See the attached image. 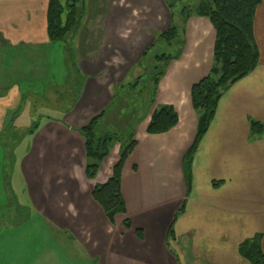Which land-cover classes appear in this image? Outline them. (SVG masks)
<instances>
[{
    "label": "crops",
    "instance_id": "crops-1",
    "mask_svg": "<svg viewBox=\"0 0 264 264\" xmlns=\"http://www.w3.org/2000/svg\"><path fill=\"white\" fill-rule=\"evenodd\" d=\"M104 1L84 0L76 30L59 41L68 44L64 62L71 70L63 83L49 86L59 101L58 113L38 120L26 142L15 141L9 126L27 108L22 83L29 69L20 60L40 55L46 63L54 44L47 31L49 0H0V138L7 135L0 143L8 156L12 144H23L14 164L29 202L23 209L56 242L32 258L9 237L0 241V264H252L239 247L260 235L264 251V133H253L251 127L252 121L264 125V0L254 18L259 64L220 98L195 153L187 194L184 155L199 118L191 89L213 66L216 40L208 16L194 12L188 18L181 46L170 47L179 56L156 88L148 84L152 95L140 101L147 107L140 105L133 115L135 122L141 114L134 125L137 143L124 164L125 210L115 222L93 191L112 175L121 143L89 177L81 129L111 107L122 87L144 74L143 53L171 27L173 13L166 0ZM98 6H104L100 13ZM164 105L175 107L179 121L167 132L151 134V116ZM183 202L184 211L175 216ZM34 222L25 229L31 232ZM18 239L30 241L28 235ZM57 247L67 259H52Z\"/></svg>",
    "mask_w": 264,
    "mask_h": 264
},
{
    "label": "trees",
    "instance_id": "trees-1",
    "mask_svg": "<svg viewBox=\"0 0 264 264\" xmlns=\"http://www.w3.org/2000/svg\"><path fill=\"white\" fill-rule=\"evenodd\" d=\"M166 1L172 9L173 23L143 53L141 64L145 66L148 74L145 75L144 72L143 75L122 87L123 92L115 96L111 107L94 117L81 129L85 137L89 177L95 176L101 162L109 155L112 146L117 142L121 143V152L113 167L112 175L105 183L95 186L93 191L94 197L102 205L112 222H115L118 213L125 210L122 193L123 168L137 143L134 126H130L133 125V115L138 106L129 107L128 97L136 92L143 79L148 80V83L156 88L170 61L179 56V52H161L160 47L164 44L170 47L181 46L186 22L194 12L208 16L216 29L215 62L209 73L195 83L191 89L192 105L198 112L199 118L195 140L184 155L187 194L191 190L195 153L214 118L220 98L231 84L249 74L260 60L259 47L254 33V18L261 0H200L194 6L180 4V0ZM83 11L84 0H49L47 11L49 40L56 43L67 39L76 30ZM110 111L113 115L109 114ZM106 114L109 119V115L113 117L110 123L105 119ZM123 116L130 117V119L123 120ZM178 121L179 114L175 107L164 105L153 112L147 131L151 134L164 133L173 128ZM109 125H113L117 131H109ZM126 127H130L128 131ZM251 127L253 133H264V125L258 121H252ZM126 134L129 138L128 144L126 141L122 144ZM184 209L185 202L175 216L182 213ZM0 221L4 227L9 226L2 216H0ZM124 224L131 227L129 219H126ZM137 233L142 236L141 230H137ZM168 233L172 235V227L169 228ZM239 250L241 255L252 264H264L260 235L241 243Z\"/></svg>",
    "mask_w": 264,
    "mask_h": 264
},
{
    "label": "rangeland",
    "instance_id": "rangeland-1",
    "mask_svg": "<svg viewBox=\"0 0 264 264\" xmlns=\"http://www.w3.org/2000/svg\"><path fill=\"white\" fill-rule=\"evenodd\" d=\"M199 1L200 0H180L179 2L180 4L195 5ZM100 2H102L103 4L105 1L99 0V3ZM102 8L104 9V6H98L96 12H102ZM67 46L68 44H64V42L54 43L50 53H47L45 55L46 63L42 61L40 55H36L30 62H26L27 60L25 61L23 59L20 60V64L24 67L25 71L28 72L29 69V73L25 76L26 80L22 83V88L25 96L22 105L24 106V104L26 103L25 105L27 108L25 111L22 110V112L18 114L16 113L11 120L9 131L10 133H12L11 136L15 139V141L24 139L27 142L29 130L33 128V125L37 124L38 120L42 121L46 115L54 116L56 115V113H58L57 109L59 108L57 107L59 101H56L55 95H52V93H50L51 91H49V86L53 84L59 85L60 83H63L66 79L64 73L67 72V70H69V72L71 70L70 68H66V64L64 62V55H66ZM41 51L42 50H36L35 52L39 54L41 53ZM160 51L175 53V48L170 49L169 45L165 46L164 44L160 47ZM16 67H18V65H16ZM144 72L145 75L148 74V71L145 70ZM23 74L25 75V72ZM148 84V80L143 79V82L137 88L136 92L128 97V101L130 102L129 107H133L134 105H137L138 108H140L141 105V107L143 106V109L147 107L145 106V103H140V101L148 93L152 95V91H150L151 86H149ZM121 92L123 91L120 90V93ZM137 118L140 119L141 114H137L135 122ZM17 120H19L18 123H14ZM135 122H133V125L130 127H133L135 125ZM14 127H16L17 129H15ZM130 127H126L127 131ZM108 130L117 131V128H115L113 125H109ZM127 134L124 135L122 144L125 143L124 141H126V144H128L127 141L129 138ZM6 136L1 137L0 141H4ZM4 146H2V144L0 143V216L6 219V221L9 223V226H7L6 230H4L3 232L2 229H5V227L0 221V241L8 240L9 237L10 239H12L14 236L17 248H22L23 250L26 249L25 255L28 254L31 255L32 258H34V256H39L38 253H40V251L46 252L47 248L51 247L52 244L55 245L56 242L54 239H52L53 237L49 236L44 230H42L41 226H38V224L40 225V223L31 220L32 216L30 215V213L28 214L27 210L23 209L25 206H29V202L27 199V195L25 193H22L20 183H18L16 179L17 170H15L14 165L15 160H17V158L23 151V144L20 145L19 143H17V145L15 146L14 144H12L10 146V152H12L9 156L6 154V150L8 149H5L6 147ZM12 209H16V212L13 213ZM32 222L37 225L34 227V229H31L30 232V229H25V227L29 225L28 223ZM20 226L25 230H21ZM51 232L56 231L51 230ZM8 233H10L11 235ZM27 235L28 238H30V241L25 239H22L21 241L18 239V237H27ZM19 242H22V245H19ZM23 243L25 244V246H23ZM57 248L58 250L54 258L52 259H67L65 257V252L62 249H59V247ZM85 259L89 260L87 257H85ZM84 264L92 263L91 260H89L85 261Z\"/></svg>",
    "mask_w": 264,
    "mask_h": 264
}]
</instances>
